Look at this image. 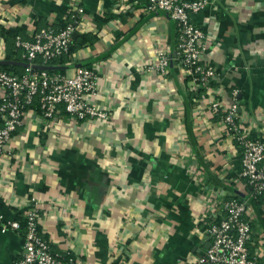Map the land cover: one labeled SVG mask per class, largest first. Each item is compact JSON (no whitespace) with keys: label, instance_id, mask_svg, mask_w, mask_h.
Wrapping results in <instances>:
<instances>
[{"label":"crops","instance_id":"0c3cea01","mask_svg":"<svg viewBox=\"0 0 264 264\" xmlns=\"http://www.w3.org/2000/svg\"><path fill=\"white\" fill-rule=\"evenodd\" d=\"M78 4L65 73L96 70L92 101L109 116L76 120L59 106L47 118L37 102L27 108L0 153L1 209L22 224L3 232L0 223V264L22 256L32 207L52 251L75 264H192L211 243L208 223L225 217L224 201L251 204L252 190L239 144L179 62L169 14L148 10V0H0V60L23 59L22 49L8 50L16 39L7 41L6 29L33 40L73 22ZM193 19L208 34L204 60L217 70L208 94L230 102L238 90L240 122L263 136L264 0H209ZM87 34L94 40L81 45ZM160 48L172 57L165 72L152 68ZM251 207L250 251L264 264V209Z\"/></svg>","mask_w":264,"mask_h":264},{"label":"built area","instance_id":"2783aa9c","mask_svg":"<svg viewBox=\"0 0 264 264\" xmlns=\"http://www.w3.org/2000/svg\"><path fill=\"white\" fill-rule=\"evenodd\" d=\"M209 0H148L150 11H165L177 24V56L188 71L198 93L208 99L212 115L221 117L227 136H231L240 146L241 176L251 187V197L264 196V135L252 136L239 120L238 90L232 93L233 100L226 102L215 94H208L217 78L216 68L204 60L206 30L196 24L193 14L203 10ZM76 7V8H75ZM77 13L74 21L56 29L42 28L33 40L16 38V45L23 51L24 67L22 74L0 69V153L4 151L12 134L22 124L27 108L37 102L43 115L54 118L59 106L76 120L107 119L109 111L99 108L92 98L96 96L99 76L91 67H78L74 73L36 69L32 65H53L70 52L74 41L77 22L83 13L82 7L74 6ZM170 52L164 48L156 51L152 68L165 72L171 62ZM36 202L35 198L31 200ZM226 215L220 221L208 223L210 246L192 264H258L257 257L250 251L252 240V207L247 200L231 196L223 203ZM264 209V203H263ZM38 209L32 207L25 212L24 252L16 264H75L73 256H64L52 251L51 244L39 233ZM2 231L20 230L19 220L5 217L1 209Z\"/></svg>","mask_w":264,"mask_h":264},{"label":"trees","instance_id":"16d2710c","mask_svg":"<svg viewBox=\"0 0 264 264\" xmlns=\"http://www.w3.org/2000/svg\"><path fill=\"white\" fill-rule=\"evenodd\" d=\"M18 32L19 31H17L15 28H10V29H6L5 32H3V34L5 33L7 41L8 40L9 41H14V39H16L17 36L19 35ZM94 37H95L94 35L90 36L89 34H87V35H85L83 42H81L80 44L84 45L86 42H92L94 40ZM75 42H76V39L74 38V41H73V44L71 46L70 52L66 56H68V55H70L71 53L74 52V49L77 47L74 44ZM13 46H14V43H12L11 46L10 45L8 46V50L12 51V54H13V52L16 53V51L18 49H20V48H18L15 45V48L13 50ZM12 54H11V56H12ZM64 57H65V55L63 57H61L59 60H54V61H51L50 63L54 65V64H57V62H58L59 65H65V63H67V61H69L70 58L67 61H65V60H63ZM23 60L24 59H21V61H23ZM36 62L39 65H42L41 64L42 63L41 60H36ZM0 69H5V70H8V71H12V72H15L16 74H22V72L25 70V68L20 66V65H8V64L0 65ZM50 71H56V72L65 73L66 70L65 69H61V70H50ZM203 91H204V89H200V91L197 93V95L202 93ZM251 199H252V201H251L250 205L251 206L253 205L256 208V210L258 211V214H261V213L263 214L262 205L264 203V196L251 198Z\"/></svg>","mask_w":264,"mask_h":264},{"label":"water","instance_id":"95a60500","mask_svg":"<svg viewBox=\"0 0 264 264\" xmlns=\"http://www.w3.org/2000/svg\"><path fill=\"white\" fill-rule=\"evenodd\" d=\"M77 32H75L74 36L76 35ZM0 64H8V65H20L23 67H28L30 64L28 62L24 61H16V60H0ZM36 69H45V70H61V69H66L68 66L67 65H39V64H34L32 65ZM81 67V66H78ZM210 239V237H209ZM208 239V240H209ZM210 246V242L208 243L207 248Z\"/></svg>","mask_w":264,"mask_h":264}]
</instances>
